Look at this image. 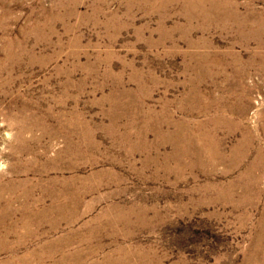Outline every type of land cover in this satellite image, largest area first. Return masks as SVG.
<instances>
[{
    "label": "rangeland",
    "instance_id": "obj_1",
    "mask_svg": "<svg viewBox=\"0 0 264 264\" xmlns=\"http://www.w3.org/2000/svg\"><path fill=\"white\" fill-rule=\"evenodd\" d=\"M0 264H264V0H0Z\"/></svg>",
    "mask_w": 264,
    "mask_h": 264
},
{
    "label": "bare ground",
    "instance_id": "obj_2",
    "mask_svg": "<svg viewBox=\"0 0 264 264\" xmlns=\"http://www.w3.org/2000/svg\"><path fill=\"white\" fill-rule=\"evenodd\" d=\"M239 109V108H238ZM70 143V142H69ZM68 155V154H67ZM62 170V169H61ZM83 196V195H82ZM256 228V227H255ZM16 235V234H15ZM22 240V239H21ZM262 246V245H261Z\"/></svg>",
    "mask_w": 264,
    "mask_h": 264
}]
</instances>
